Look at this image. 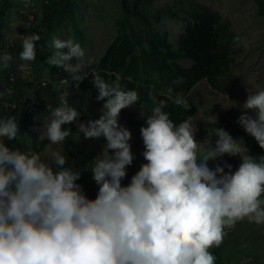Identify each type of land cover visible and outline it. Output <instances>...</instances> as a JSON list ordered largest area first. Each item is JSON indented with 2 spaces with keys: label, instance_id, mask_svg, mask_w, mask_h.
Returning a JSON list of instances; mask_svg holds the SVG:
<instances>
[{
  "label": "clouds",
  "instance_id": "clouds-1",
  "mask_svg": "<svg viewBox=\"0 0 264 264\" xmlns=\"http://www.w3.org/2000/svg\"><path fill=\"white\" fill-rule=\"evenodd\" d=\"M41 39L39 32L24 35L19 58L34 61ZM49 47L55 51L48 64L76 82L84 78L78 61L85 51L79 42L53 38ZM11 60L3 54L0 67ZM93 83L97 101H105L99 119L81 122V112L64 92L59 106L49 103L51 119L36 140L61 144L72 135L64 126L73 122L84 139L103 138V151L90 171L99 185L94 199L77 183L82 173L68 167L60 151L42 158L35 151L12 150L5 138L19 139L18 121L0 119V264H216L211 249L223 242L225 229L244 219L264 225V156L245 155V147L221 127L215 146L198 158L208 138H195L190 118L178 125L170 119L163 99L147 118L141 104L146 163L124 184L134 156L132 132L119 117L139 96L100 75ZM248 91L242 106L233 101L227 108L239 109L237 124L264 149V90ZM169 98L190 109L183 96ZM225 155L242 158L237 170L209 167V161Z\"/></svg>",
  "mask_w": 264,
  "mask_h": 264
},
{
  "label": "trees",
  "instance_id": "trees-1",
  "mask_svg": "<svg viewBox=\"0 0 264 264\" xmlns=\"http://www.w3.org/2000/svg\"><path fill=\"white\" fill-rule=\"evenodd\" d=\"M46 1L43 17L39 21L36 30L42 39L36 42L37 57L34 61H31L36 66L47 63V58L51 55V48L48 43H44L43 48L38 46V43L43 42L45 36L54 31L57 22L66 10V0ZM151 1L120 0L124 14L117 20L119 36L107 48L99 62L81 69L80 74L84 78L79 82L71 78L70 74L64 72L63 69L50 66V64V80L46 81L45 84L41 82L37 84L21 78L16 75L15 68L12 66L0 67V93H3V95H0V114H2V117H11L7 113L6 104H9L10 101L19 100L20 102L24 97L27 99L25 92L31 91L34 93L41 92L49 96L54 108L59 106L60 95L68 92L69 103L81 112L84 119L87 121L89 119H99L102 115L100 110L105 101H97L96 99L98 90L94 87V75H100L105 81L115 84H118V75H122L118 85L125 91L135 90L138 93V103L140 106L143 105L145 118L152 114L153 107L158 106L161 99L165 100L166 107L163 111L168 112L170 119L177 125L189 118L191 119L197 112V104L190 94L200 81L206 80L213 87L227 93L234 82L232 65L235 63L236 55L242 49L241 43L236 41V33L233 30L231 20L223 19L219 11L200 3L198 0H177L173 5L158 10L157 16H153L149 12ZM186 4L189 10L185 8ZM258 4V12L263 15L264 0H258ZM3 6L4 1L2 0L0 13L3 11ZM165 15L183 20L191 19L185 30L178 35L176 45L171 42L169 32L158 34L154 31V23L159 22ZM134 16L139 18L140 23H143L145 28L135 26L133 23ZM75 29L78 32L76 25ZM137 40L145 42L148 46L141 55L136 53ZM181 60H191L192 63L185 66L180 62ZM150 70H156L160 74L163 85L170 88V90L153 93V90L149 88L150 86L144 85L141 81L143 78L142 72L148 74ZM166 73L170 75L169 80H166ZM63 79L71 80L74 86L67 89L56 87L55 83H59ZM174 81L182 82L174 83ZM9 88L12 89L10 95L7 93ZM177 96H183L188 101L190 105L188 111L175 106L173 100L169 98ZM124 111L125 109H122L121 113ZM239 115V109H232L220 119L208 123V126L212 129L213 147L218 139L216 130L222 127L231 135L243 137L253 151L263 152L264 149L259 146L258 142L237 124ZM145 118L143 116L136 117L137 120L142 122L145 121ZM17 121L20 129L26 132V135L32 137L37 153L46 144L50 143L47 140L38 143L36 140L38 135L30 128H26L21 118ZM64 127L72 129L71 137L61 143L63 155L67 158V166L75 172L82 173L77 183H81L89 198L94 199L98 194L99 185L92 179V175L90 178L87 177V172L91 171L94 164V155L87 143L77 140V128L73 123ZM100 141L104 146L103 138ZM129 143L132 145L134 159L132 165L127 169L128 175L123 181L124 184L130 183L132 176L143 165L141 152L137 149L135 142L130 141ZM198 158H202L200 152ZM208 163L210 168H214L216 164L221 166L231 165L232 171H235L228 155ZM225 171H228L227 167H225ZM220 249L221 246L214 250L216 264H224L220 259Z\"/></svg>",
  "mask_w": 264,
  "mask_h": 264
},
{
  "label": "rangeland",
  "instance_id": "rangeland-1",
  "mask_svg": "<svg viewBox=\"0 0 264 264\" xmlns=\"http://www.w3.org/2000/svg\"><path fill=\"white\" fill-rule=\"evenodd\" d=\"M2 0H0L1 3ZM3 11L0 13V52L1 56L5 53L12 56L9 61V66L15 68L16 75L33 83H43L50 80V66L43 63L41 66L33 65L31 62L22 61L19 58L21 51V41L24 35L36 32L37 25L44 14L46 0H3ZM177 0H152L149 12L153 16H157L158 10L173 5ZM200 3L209 6L221 13L223 19H230L233 30L236 33V38H239L237 43H241V52L236 55L235 63L232 65V74L234 82L231 89L227 93H223L219 89L210 85L206 80H202L195 85L194 91L190 94L197 104L198 110L190 119L195 138L203 142L208 138V142L203 144L200 153L203 155L206 149L212 148L211 140L212 129L208 123L220 119L235 107L231 106L233 101L238 102L241 106L247 99L249 91L264 90V14L258 12V0H198ZM66 10L61 15L53 32L46 35L43 42L38 43V46L43 48L44 43L52 42L53 38L62 40L72 39L74 42H79L85 51L84 57L78 62L81 69L91 66L101 59L107 48L116 40L120 32L117 27V20L124 14L120 0H66ZM189 10L188 5H185ZM183 14V13H182ZM191 19L183 20L167 15L163 16L159 22L154 23L155 33L162 34L169 32L171 42L176 45L177 38L182 33L188 22ZM154 21V20H153ZM133 23L137 28H145L143 23H140L139 18L133 17ZM78 28V32L75 29ZM148 46L145 42L137 40V54H143V50ZM55 49L51 48V55ZM183 65L188 66L192 63L191 60H181ZM73 64L77 63L74 59ZM143 78L141 81L144 85L150 86L153 93L161 92L162 90H170L163 85L160 79V74L156 70H150L148 74L142 72ZM70 77L73 78L72 74ZM166 80L170 79V75L166 73ZM122 79V75H118V84ZM64 80V79H63ZM61 84L55 83L56 87L67 89L74 86L71 80H64ZM44 84V83H43ZM28 101L26 104L18 101V109L12 111L9 104L7 113L16 115L15 119L24 122L26 128H30L38 137L43 129L44 122L51 119L48 105L51 103L49 96L41 92H25ZM54 108V106H52ZM142 109L137 102L129 108H125L123 113H120L119 122L126 126L132 132V139L137 149L141 152L142 162L146 163L144 158L145 146L141 137L140 129L146 126L145 121H139L137 116L141 115ZM144 114V110H143ZM0 119H3L0 114ZM81 122H87L81 115ZM73 124L76 126L75 122ZM19 139L7 140L5 143L12 150L20 149L21 151H35V145L31 136L26 135L20 129ZM77 140L85 142L89 145L94 158L100 155L103 151V143L97 139H84L77 132ZM237 139L243 147H245V155L249 154L259 158L264 156L263 152L253 151L246 143V140L239 135H232ZM53 151H60L63 155L62 144L48 143L38 152L41 157H46ZM36 152V151H35ZM93 158V159H94ZM235 170L242 163L240 156L230 157ZM90 170L87 172V177L91 176ZM87 178V179H88ZM81 184V183H79ZM226 235L223 237V242L220 244L221 260L224 264H264V225H257L254 222H249L247 219L238 222L234 228L225 229ZM211 249L214 255V250Z\"/></svg>",
  "mask_w": 264,
  "mask_h": 264
},
{
  "label": "built area",
  "instance_id": "built-area-1",
  "mask_svg": "<svg viewBox=\"0 0 264 264\" xmlns=\"http://www.w3.org/2000/svg\"><path fill=\"white\" fill-rule=\"evenodd\" d=\"M12 79H13V77H12ZM64 80H65V79H64ZM43 83L45 84V82H43ZM26 101H27L26 97H24V98H22V99L20 100V102H22L23 104H25ZM9 106H10L9 108H10L13 112L16 111V110L18 109V105H17L16 102H10V103H9ZM11 117L15 118L16 115L13 113V114L11 115Z\"/></svg>",
  "mask_w": 264,
  "mask_h": 264
}]
</instances>
